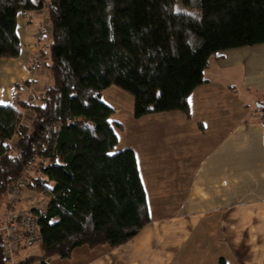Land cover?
I'll return each mask as SVG.
<instances>
[{
  "label": "trees",
  "instance_id": "obj_1",
  "mask_svg": "<svg viewBox=\"0 0 264 264\" xmlns=\"http://www.w3.org/2000/svg\"><path fill=\"white\" fill-rule=\"evenodd\" d=\"M44 5L50 84L36 103L0 105V224L9 188L29 170L22 192L45 198L30 208L40 254L20 264L68 258L81 246L118 247L150 221L134 151H114V128L123 125L102 100L106 89L132 96L134 119L188 116L210 57L264 43V0H0V59L19 54L17 15ZM2 245L0 232L7 264Z\"/></svg>",
  "mask_w": 264,
  "mask_h": 264
},
{
  "label": "crops",
  "instance_id": "obj_2",
  "mask_svg": "<svg viewBox=\"0 0 264 264\" xmlns=\"http://www.w3.org/2000/svg\"><path fill=\"white\" fill-rule=\"evenodd\" d=\"M16 33L18 56L0 59V105L36 103L50 84L46 5L18 14ZM203 77L188 97V116L138 119L145 139L130 148L150 221L118 247H76L47 264H264V43L217 53ZM29 112L22 109L23 122ZM31 249L19 263L40 254Z\"/></svg>",
  "mask_w": 264,
  "mask_h": 264
},
{
  "label": "built area",
  "instance_id": "obj_3",
  "mask_svg": "<svg viewBox=\"0 0 264 264\" xmlns=\"http://www.w3.org/2000/svg\"><path fill=\"white\" fill-rule=\"evenodd\" d=\"M262 122L264 125V117ZM25 174L9 188L7 206L0 224V232L3 235L2 253L7 264H20L18 252L37 246L42 240L38 217L30 209L18 206L25 185Z\"/></svg>",
  "mask_w": 264,
  "mask_h": 264
},
{
  "label": "rangeland",
  "instance_id": "obj_4",
  "mask_svg": "<svg viewBox=\"0 0 264 264\" xmlns=\"http://www.w3.org/2000/svg\"><path fill=\"white\" fill-rule=\"evenodd\" d=\"M111 90L114 92L113 96H112V93H110ZM102 94H103L102 99L107 105H110L109 103H112V102L115 103L116 107L118 108V112H116L113 109L114 110L113 118L115 120H121L122 125H123L122 129H119L117 127L114 128L117 137H119L118 142L116 146L114 147V151L122 150L124 149L122 147H125V146H129L128 148H130L131 146L141 145L142 144L141 142L145 138L143 137V133L140 132L141 130L140 131L138 130V126H140L139 120L134 119L132 116V103H133L132 96L124 92L123 90H120L115 87H110L106 89ZM29 114L33 116V113L31 111L29 112ZM30 119L25 117L24 121L29 122ZM29 174H30V170L28 174H25V175L29 176ZM25 192L26 191L23 190V193ZM44 199H45L44 196L40 194H34V193L27 191L26 194H24V196L21 193L18 201L20 202L22 200L23 201H28V200L34 201L35 200L34 204H39V206L42 207ZM31 206L32 204L30 205V203L23 204V207L27 209H30ZM1 216L2 214L0 210V219H1ZM29 252L30 254H38L40 250L39 248H32Z\"/></svg>",
  "mask_w": 264,
  "mask_h": 264
}]
</instances>
